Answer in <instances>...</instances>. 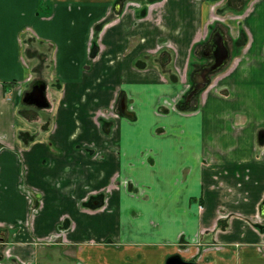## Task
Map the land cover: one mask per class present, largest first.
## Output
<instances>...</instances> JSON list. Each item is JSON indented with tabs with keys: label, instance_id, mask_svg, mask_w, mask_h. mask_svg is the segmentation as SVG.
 <instances>
[{
	"label": "crops",
	"instance_id": "obj_1",
	"mask_svg": "<svg viewBox=\"0 0 264 264\" xmlns=\"http://www.w3.org/2000/svg\"><path fill=\"white\" fill-rule=\"evenodd\" d=\"M123 1L35 0L22 40L0 0V264H264V120L232 121L253 91L264 111V0ZM215 13L228 59L182 109Z\"/></svg>",
	"mask_w": 264,
	"mask_h": 264
},
{
	"label": "rangeland",
	"instance_id": "obj_2",
	"mask_svg": "<svg viewBox=\"0 0 264 264\" xmlns=\"http://www.w3.org/2000/svg\"><path fill=\"white\" fill-rule=\"evenodd\" d=\"M10 2H12V6L10 7L11 10L7 12V18L8 20H10L11 22L15 21L16 24L14 26H10L8 28L9 32L8 34L10 36L13 35L14 31L18 30V36L22 39V40H26L28 37H30V34H28L25 30V28L32 22L29 20V8H31L32 6H35V0L34 1H30V4H27L26 5V9L24 7V11L26 10V12H17L16 11H13V9H17V4L21 5V0L20 2L18 3L17 0H9ZM27 0H24V2H26ZM120 0H118V5L120 4L119 3ZM128 2H125V4L127 5L126 8L127 10H131V11H134L136 13V15H139L141 17H145L146 15V12H147V6L152 4L153 2H155V0H127ZM157 1V0H156ZM159 1V0H158ZM161 1V0H160ZM122 2H124L122 0ZM137 9V10H136ZM23 13H26V18H22L20 15L23 14ZM230 13V12H229ZM228 13V14H229ZM241 14V13H240ZM239 14V15H240ZM234 16L235 14L234 13H230L228 15V17L230 18V16ZM222 18L220 16H218L216 13L211 17V21H212V25L214 27H211L209 29V32H208V39L211 38L212 34L216 31V30H223L226 29L227 32H228V27L225 26V23H223L222 21H225L227 22V19L229 18ZM238 17V16H236ZM31 25V24H30ZM220 25H223V28L221 29V26ZM213 28V29H212ZM234 31H235V28L232 29V34H234ZM222 32V31H221ZM229 33V32H228ZM223 34V32H222ZM224 35V34H223ZM30 46V44H29ZM31 50L32 52L34 51L31 47ZM35 54L37 56H39V54L43 55V59L42 61L39 60V58H36V61H33V64L32 65V69H36L38 70L37 74H35V78H38L40 80H45L47 81V83L49 84L50 80H52V76L50 75V64H51V60L50 58H47L48 56L50 57L48 53V51L46 50V47H44L42 45V47H39L38 51L35 50L34 51ZM40 52V53H39ZM40 55V56H41ZM194 59L191 60V65L192 62H193ZM195 61V60H194ZM200 64H199V67L197 69H199L200 67L202 66H205L206 64L209 63V58H205V56H202V53L200 54ZM41 66V67H40ZM196 69V70H197ZM39 72H41V75L39 74ZM47 72V73H46ZM42 73H44L42 75ZM211 75H213V73H211L209 76L211 77ZM169 76V75H168ZM192 73H188L187 76H186V79H187V85H186V92L185 94L183 95V99L181 101H179L180 104H184L185 103V100H186V96L188 94V92L190 91L191 89V84H192ZM213 77V76H212ZM45 78V79H44ZM44 81V82H45ZM46 83V82H45ZM21 87V86H20ZM202 92L200 94H196L195 96H193L191 98V100L189 101V106L190 104L192 103L193 104H198L200 103L201 101V95ZM245 97H248L249 98V101L243 103L242 106L238 107L237 109L240 110V112L236 113V115L234 116V119L232 120L233 122H237V123H241L243 117L246 118V127L252 125V122H253V118L255 119H263L264 120V111H262V101L263 99L260 97V95L258 94V92H251V93H248V95H244ZM178 103V104H179ZM197 106V105H196ZM178 109V108H177ZM23 111H21L20 115H25V117L29 120L28 123L30 124L31 126V130H33L34 126L36 128V126L40 125L38 124L39 121H36V117H42L44 116L43 114V110H38L36 109L35 107H27V106H22V109ZM251 110H253V112H250ZM193 113V112H192ZM32 117H35L36 119L34 120ZM33 122H32V120Z\"/></svg>",
	"mask_w": 264,
	"mask_h": 264
},
{
	"label": "water",
	"instance_id": "obj_3",
	"mask_svg": "<svg viewBox=\"0 0 264 264\" xmlns=\"http://www.w3.org/2000/svg\"><path fill=\"white\" fill-rule=\"evenodd\" d=\"M207 51H213V62L203 67L199 72L193 75V87L186 96L185 103L181 106L182 109H186L189 105V101L197 93L206 88L209 83V75L219 70L228 59V50L225 45L224 36L220 30H216L211 37L210 43L207 47ZM207 56V55H204ZM22 103L27 106H34L39 110L49 108V102L46 97V83L42 80H37L33 83L31 90L24 93ZM260 136V141L261 140ZM260 215L264 217V200L260 205ZM264 230V228H263ZM166 264H197L192 261H185L179 255H172L166 260Z\"/></svg>",
	"mask_w": 264,
	"mask_h": 264
},
{
	"label": "flooded vegetation",
	"instance_id": "obj_4",
	"mask_svg": "<svg viewBox=\"0 0 264 264\" xmlns=\"http://www.w3.org/2000/svg\"><path fill=\"white\" fill-rule=\"evenodd\" d=\"M212 37V36H211ZM210 40H211V38H210ZM210 40L208 41V43L206 44V46L202 49V56H204V55H207L205 58H209V63L208 64H206L205 66H207V65H209V64H211L212 62H213V60H214V58H213V51H207L208 49H207V47H208V45H209V43H210ZM205 66H202V67H200L199 69H197L193 74H192V87H193V75L196 73V72H199L203 67H205ZM217 72V71H216ZM209 79H210V76H209ZM29 91V90H28Z\"/></svg>",
	"mask_w": 264,
	"mask_h": 264
},
{
	"label": "trees",
	"instance_id": "obj_5",
	"mask_svg": "<svg viewBox=\"0 0 264 264\" xmlns=\"http://www.w3.org/2000/svg\"><path fill=\"white\" fill-rule=\"evenodd\" d=\"M95 53H96V48H93L91 50V56L94 57L95 56ZM191 87H192V84H191ZM201 92H199L198 94H200Z\"/></svg>",
	"mask_w": 264,
	"mask_h": 264
}]
</instances>
